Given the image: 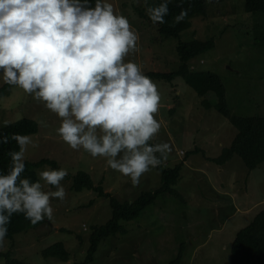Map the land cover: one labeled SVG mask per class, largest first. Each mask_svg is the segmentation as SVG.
I'll return each mask as SVG.
<instances>
[{"label":"rangeland","instance_id":"374dc122","mask_svg":"<svg viewBox=\"0 0 264 264\" xmlns=\"http://www.w3.org/2000/svg\"><path fill=\"white\" fill-rule=\"evenodd\" d=\"M113 3L140 36V50L129 58L140 63L145 74L177 69L179 40L159 37L154 26L142 24V0ZM206 10L207 17H194L180 40L213 39L214 48L189 60L188 65L195 72L219 76L231 114L264 117L263 15H247L244 0H209ZM152 80L161 94L156 118L162 122L153 142L165 141L171 151L157 168L140 178L138 186L107 168L104 158L70 149L55 134V116L22 90L8 86L0 92V122L9 125L29 119L37 124V133L31 135L34 146H28L25 162L48 159L68 170L61 182L66 187V199L63 203L53 201V219L37 227L27 226L12 243L5 239L0 252L10 250L11 258L23 264L80 263L85 259L92 229L104 225L112 210L109 198L99 197L92 190H72L73 175L87 173L94 186L100 185L123 203L155 191L161 186V170L180 165L179 178L172 186L180 197L160 194L134 220L122 222L126 234L103 239L89 264H169L180 250L179 264H230L237 232L264 209V162L253 171H247L237 156L222 165L211 162L230 146L236 129L213 107L214 99L205 108L202 98L210 97L200 98L185 80ZM5 86L0 83V90ZM40 121L47 127H41ZM46 166L50 167L35 169L37 178ZM55 243H62L69 253L66 262L43 257V250ZM0 264L5 263L0 260Z\"/></svg>","mask_w":264,"mask_h":264},{"label":"clouds","instance_id":"9594fccd","mask_svg":"<svg viewBox=\"0 0 264 264\" xmlns=\"http://www.w3.org/2000/svg\"><path fill=\"white\" fill-rule=\"evenodd\" d=\"M142 2L153 24L165 23L172 0ZM186 16L181 9L173 23ZM139 40L113 0H0V83L53 114L55 134L70 149L104 158L133 186L171 151L169 143L153 142L162 127L156 118L161 94L129 58L139 52ZM9 140L18 150L5 153L9 164L0 171V248L14 214L23 213L33 225L50 221L53 201L63 203L67 195L61 183L66 168L46 166L35 181L22 177L28 146H34L31 135H0V144Z\"/></svg>","mask_w":264,"mask_h":264},{"label":"trees","instance_id":"16d2710c","mask_svg":"<svg viewBox=\"0 0 264 264\" xmlns=\"http://www.w3.org/2000/svg\"><path fill=\"white\" fill-rule=\"evenodd\" d=\"M209 0H172L168 5V15L164 17V24H153L144 10H139V16L142 18V24L154 26L159 37H171L178 39L176 55L179 60L177 69L170 73H148L151 79H163L171 81L174 78H181L202 98V105L205 108L211 106L210 99H214L213 107L220 115L225 117L229 123L236 129V134L228 148L222 150L220 156L210 159L216 165H222L229 161L233 156H237L243 162L247 171H253L258 165L264 162V117L259 116H236L229 112L226 101L225 87L216 74L195 72L188 65V61L200 56L214 48V40L199 41L190 40L183 42L180 40V34L191 27V20L194 17H207L206 4ZM160 0H150L152 4H158ZM211 2V1H210ZM181 9L187 10V16L180 23H173V18L178 15ZM244 11L247 15L262 14L264 18V0H244ZM264 24V19H261ZM260 20V21H261ZM157 36V37H158ZM264 41V35H263ZM8 85L0 90L4 91ZM37 124L29 119H22L18 122L9 124L7 127L0 128V135H10L12 133L30 134L37 133ZM9 150H18L15 141L9 140L8 144H0V171H5L9 164V157L5 155ZM25 171L22 177H28L35 181L37 178L35 169L43 165L51 168H59L56 162L42 159L37 162H25ZM160 169V168H159ZM181 170L180 165L173 168L161 170V186L153 192L141 194L132 202H119L112 198L110 194L105 193L102 187L94 186L89 175L84 172H78L71 177V188L75 192L84 189L94 191L97 196L109 198L111 218L102 226L94 227L89 236V245L86 251L85 259L76 264H89L93 262L94 254L99 243L108 237L117 234H126L122 222L134 220L139 213L150 204L155 198L164 192H169L176 197L179 194L172 190V186L177 182ZM46 222V219L33 225L25 219L23 213L14 214L11 223L8 226V234L5 239L13 241L15 235L22 233L27 226L37 227ZM12 246V245H11ZM44 258L50 257L66 262L69 253L65 250L62 243H55L42 252ZM182 251L180 250L175 261L169 264H179ZM0 260L5 264H23L16 259L11 258V251L0 252ZM230 264H264V209L260 210L251 222L239 230L231 244Z\"/></svg>","mask_w":264,"mask_h":264}]
</instances>
